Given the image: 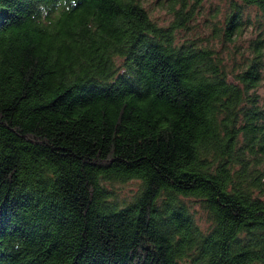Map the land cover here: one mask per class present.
Returning <instances> with one entry per match:
<instances>
[{"label":"trees","instance_id":"obj_1","mask_svg":"<svg viewBox=\"0 0 264 264\" xmlns=\"http://www.w3.org/2000/svg\"><path fill=\"white\" fill-rule=\"evenodd\" d=\"M145 1L0 0V264H264V0Z\"/></svg>","mask_w":264,"mask_h":264},{"label":"rangeland","instance_id":"obj_2","mask_svg":"<svg viewBox=\"0 0 264 264\" xmlns=\"http://www.w3.org/2000/svg\"><path fill=\"white\" fill-rule=\"evenodd\" d=\"M146 7L149 10L151 16L153 17L154 20H156L160 25L166 26L168 25V21L170 20V16L166 13L164 9L158 6V0H146L145 1ZM223 4V0H209L207 1L204 5L206 8V11L202 17L199 18V23H200V28L194 30V32L189 33V35H196L197 33L199 34H205V33H210L208 31L207 24L209 25V22L206 21L207 18L210 17L211 14H213V11H216V7L221 6ZM223 6V5H222ZM215 20V19H213ZM207 23V24H206ZM217 21L214 23L210 24L213 26V24H216ZM199 30V31H198ZM196 33V34H195ZM187 35H185L186 37ZM208 36V35H207ZM205 37V35H203ZM256 30H250L248 33L244 35V38L240 39L238 44H241L242 46H247L250 40L256 38ZM206 39V38H205ZM217 43L216 46H219V41L216 39L215 41ZM231 49H234L232 46H230ZM261 88L259 89V94L264 98V78L263 82L261 84ZM139 183L137 180H131L126 183H121V182H115L110 185V189L113 191V194L118 198L120 201H129L131 200L132 196L135 194V192L138 190ZM193 201V200H192ZM194 202V201H193ZM196 204V203H195ZM195 207V214L197 216V220L199 224L206 228L207 222H206V215L200 209V206L194 205Z\"/></svg>","mask_w":264,"mask_h":264}]
</instances>
